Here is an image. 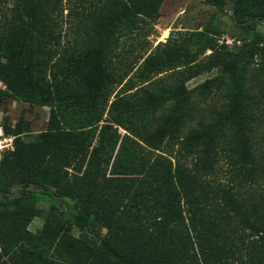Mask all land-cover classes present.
Listing matches in <instances>:
<instances>
[{"label": "rangeland", "instance_id": "obj_1", "mask_svg": "<svg viewBox=\"0 0 264 264\" xmlns=\"http://www.w3.org/2000/svg\"><path fill=\"white\" fill-rule=\"evenodd\" d=\"M137 1L0 0V264H97L95 227L171 264H264V43L229 68L264 0ZM218 116L247 122L214 140Z\"/></svg>", "mask_w": 264, "mask_h": 264}, {"label": "trees", "instance_id": "obj_2", "mask_svg": "<svg viewBox=\"0 0 264 264\" xmlns=\"http://www.w3.org/2000/svg\"><path fill=\"white\" fill-rule=\"evenodd\" d=\"M152 0H138L134 6H136V9L138 10V7L141 5H144L148 2H151ZM199 43H202V39L199 38L197 40ZM261 42L264 43V35H261L259 33L256 34L255 37L250 41L249 47H241L238 51L235 52V60L233 61L232 65L229 67L232 72L234 69H236V66L239 62H241V66L244 64H247V58L254 49V47H257L258 44ZM240 72H237L236 75H238ZM245 102V101H244ZM112 106H115L114 101L111 104ZM250 108V105L247 106L243 105L240 110V118L242 115L246 114V108ZM226 119L223 120L222 117L218 116L214 119L212 123V129H213V137L214 140H220L223 141L230 135L231 128L238 123L239 121H245L247 122V118L245 119ZM183 127L179 126L176 132V136L180 140H186V135L184 136ZM250 131V130H249ZM229 143V141H228ZM231 147V146H230ZM232 149V148H231ZM208 149H203L202 152L205 153ZM199 153V152H198ZM201 153H199L200 155ZM46 192L49 193V189L45 188ZM175 190H171L167 194V198L169 201V204L174 201L173 207L171 208L169 215L170 219L166 221V218H164L165 223L172 224L171 229L176 230L175 226H179L181 228V225L183 223L182 220V210L180 204L175 202ZM30 198L28 197H15L12 201L8 202L9 205L14 206L15 208H20L24 204L30 203ZM226 204L231 209L237 208L236 202L233 198L226 197ZM88 213L87 211L78 212L74 215L73 219L68 218V225L67 229L72 230L73 227H76L80 230H82L86 224H88ZM259 233L264 234V221L261 222L259 225L256 223L251 224ZM167 231V230H164ZM181 235L180 237H183V230L181 229ZM170 236L173 234L176 235V231H167ZM178 232V231H177ZM93 234L97 237H100V242L95 241H88L87 244L89 248L91 249L92 255L96 261L97 264H171V260L179 261V255L175 252H173L170 249H167L164 245H160L157 250L151 254H140L133 250H130L126 247H119L115 244H113L107 237L103 236L101 234V230L99 227H95L93 230Z\"/></svg>", "mask_w": 264, "mask_h": 264}]
</instances>
